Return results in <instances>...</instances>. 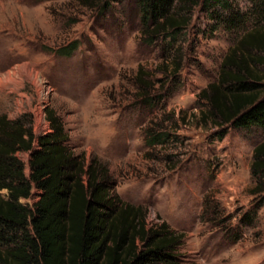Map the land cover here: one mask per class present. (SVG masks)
I'll return each mask as SVG.
<instances>
[{"label":"rangeland","instance_id":"374dc122","mask_svg":"<svg viewBox=\"0 0 264 264\" xmlns=\"http://www.w3.org/2000/svg\"><path fill=\"white\" fill-rule=\"evenodd\" d=\"M213 24L198 7L172 48L145 40L136 0L113 2L104 13L79 0H0V117L31 114L41 136L50 132L45 111L54 109L76 153L88 165L94 157L109 165L124 202L147 208L150 225L184 233L183 264H264V194L254 224H241L256 199L251 166L264 130L229 128L218 139L221 128L197 120L201 91L218 80L252 23L214 32ZM75 41L71 56L60 54ZM169 57L182 60L171 79L160 72ZM147 74L153 95L163 97L157 108L140 97ZM162 126L170 139L150 146L147 134ZM20 156L30 175V154ZM37 200L35 192L24 203Z\"/></svg>","mask_w":264,"mask_h":264},{"label":"trees","instance_id":"16d2710c","mask_svg":"<svg viewBox=\"0 0 264 264\" xmlns=\"http://www.w3.org/2000/svg\"><path fill=\"white\" fill-rule=\"evenodd\" d=\"M120 0H79L82 6L104 13ZM136 0L145 40H168L170 47L192 23L194 10L214 21L212 31L243 28L237 43L224 57L218 80L199 95L203 106L200 126L264 130V0ZM77 41L61 49L71 56ZM182 60L169 57L163 72L177 76ZM142 76V72H140ZM140 97L157 108L162 96L153 95V74L144 75ZM156 96V97H155ZM50 132L37 136L31 114L17 120L0 117V264H183L178 249L185 235L165 222L150 225L149 211L124 202L116 192L109 165L94 157L88 165L84 153H76L62 118L46 109ZM165 126L147 134L150 146L163 144L170 135ZM30 154V175L20 156ZM252 173L256 197L241 224L252 225L264 194V140L254 147ZM31 206L24 201L34 197ZM260 198V199H259ZM242 237L241 230L233 234Z\"/></svg>","mask_w":264,"mask_h":264},{"label":"bare ground","instance_id":"6f19581e","mask_svg":"<svg viewBox=\"0 0 264 264\" xmlns=\"http://www.w3.org/2000/svg\"><path fill=\"white\" fill-rule=\"evenodd\" d=\"M22 69V68H21ZM1 86V85H0Z\"/></svg>","mask_w":264,"mask_h":264}]
</instances>
